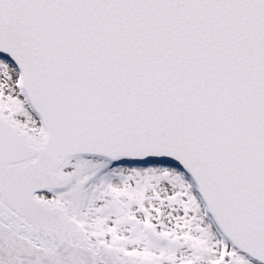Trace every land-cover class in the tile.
Here are the masks:
<instances>
[{
    "label": "snow or ice",
    "instance_id": "1",
    "mask_svg": "<svg viewBox=\"0 0 264 264\" xmlns=\"http://www.w3.org/2000/svg\"><path fill=\"white\" fill-rule=\"evenodd\" d=\"M0 264H264V0H0Z\"/></svg>",
    "mask_w": 264,
    "mask_h": 264
}]
</instances>
